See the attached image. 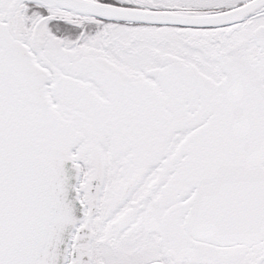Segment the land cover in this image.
<instances>
[{
	"label": "snow or ice",
	"instance_id": "obj_1",
	"mask_svg": "<svg viewBox=\"0 0 264 264\" xmlns=\"http://www.w3.org/2000/svg\"><path fill=\"white\" fill-rule=\"evenodd\" d=\"M0 264H264V0H0Z\"/></svg>",
	"mask_w": 264,
	"mask_h": 264
}]
</instances>
